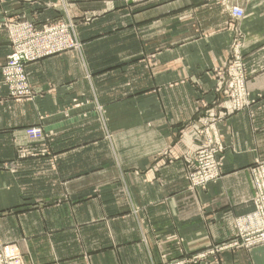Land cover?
<instances>
[{
  "label": "crops",
  "instance_id": "crops-1",
  "mask_svg": "<svg viewBox=\"0 0 264 264\" xmlns=\"http://www.w3.org/2000/svg\"><path fill=\"white\" fill-rule=\"evenodd\" d=\"M59 1L0 0V24L15 15L35 13L40 22L58 16L63 11ZM66 2L70 11L76 6L73 16L99 13V20L81 27L80 35L91 48V41H97L99 51H89L87 45L80 53L30 65L27 72L36 88L52 90L32 102L1 99L0 72V164L16 159L18 144H27L28 127L42 126L50 137L44 142L49 151L37 146L35 152L27 148L21 153L37 156L26 155L17 174L0 169L1 240L16 244L27 240L18 245L33 252L34 264H50L43 262L47 255L61 256L62 250L70 258L56 257L52 264L56 260L153 264L197 254L231 239L235 218L253 210L249 167L264 161V0H158L154 5L145 3L138 15L135 2ZM232 6L244 11L239 26L245 36L247 88L256 102L249 111L232 115L218 126L227 147L224 178L206 191L190 193L186 174L202 143L198 132L219 115L213 90L216 71L228 61L237 26ZM171 20L175 36L168 37ZM123 22L125 29L120 28ZM136 27L140 32L135 34ZM9 53L7 34L0 30V65ZM151 56L157 63H147ZM79 94L98 97L107 114L99 122L83 120L73 112L65 118L61 111L69 107L68 97ZM136 105L143 107L141 114ZM93 155L99 156L94 168ZM52 158L61 162V173L52 170ZM71 167H78L80 174H68ZM96 173L98 187L90 183ZM70 182L83 183L79 194H71L73 203L82 198L89 212L99 207V223H88L99 226V230L89 227L99 241L86 240L99 244V249L84 263L79 262L85 253L79 255L76 237L65 231L66 221H60L62 208L47 206L39 211L26 206L28 200L51 204L59 190L65 191L64 183ZM31 190L36 191L34 200L27 196ZM74 209L77 212L79 205ZM36 221L42 224L37 230ZM60 239H66L68 246H60ZM34 250L53 253L37 257ZM222 264H264V246L251 252H227Z\"/></svg>",
  "mask_w": 264,
  "mask_h": 264
},
{
  "label": "rangeland",
  "instance_id": "rangeland-1",
  "mask_svg": "<svg viewBox=\"0 0 264 264\" xmlns=\"http://www.w3.org/2000/svg\"><path fill=\"white\" fill-rule=\"evenodd\" d=\"M119 1L124 5L129 2L130 4L134 2L137 3L136 15L140 13L145 3L147 5H154L158 2V0ZM59 3L63 11L58 12V16H48L40 22L35 13H33V15H15L6 18V20L0 24V30L6 32L10 42V53L5 62L0 65V72L3 77V86L1 89L4 90L1 99L22 103L45 98L51 94L50 92L52 90L41 91L36 88L35 84L30 80L27 72L28 67L32 64L42 62L47 58L70 53L76 54L87 49L88 44L84 43L80 36L82 31L81 27L99 20V13H93L94 11H92V14L84 13V16H73L71 12L76 9V6L70 11L71 7L69 9L66 0H60ZM77 7L79 6L77 5ZM234 8L239 7L232 6L230 9L232 17L237 22L234 39L230 46L229 58L225 67L216 71V84L213 90L214 107L219 110V115L206 121L198 132L202 143L200 148L195 152L193 158L190 159L189 169L186 174L187 188L190 193L206 191L211 185L220 182L224 178L223 154L227 147L220 136L218 126L232 115L249 111L253 103L256 102L255 99L251 98L247 88L249 74L246 69L245 56L243 53L245 36L239 26L241 19L236 18L234 15ZM77 14H79L78 11ZM174 22V20L169 21V30H171V33L167 34L168 37L175 36V31L173 30ZM123 23V27L120 24L121 29L126 28V23ZM138 27L140 30H144L143 26ZM139 29L137 27L135 28V34L136 32H140ZM152 30L154 32L155 28ZM97 38L99 39V36ZM91 44L92 48L88 45L89 51H93L94 53L99 51V43H97V41L93 40ZM146 61L148 64L157 63L154 56L148 57ZM235 71H237L242 80L239 83L235 80ZM97 98L98 97L93 95L87 96L84 94L70 96L68 97L70 103L69 107L63 109L61 113L65 118H70L71 112H73V114H79L80 118L83 120L95 119L99 122V117H104L107 114V110L106 106L100 104ZM138 107L139 106L136 105L137 114H141L143 107ZM102 121L103 128H105L106 132L107 122L105 119ZM24 133L27 144H18L16 159L0 164V169L11 175L19 172L21 160L24 159L26 155H36L30 153L26 155L21 154L27 151V148L28 152H35L37 149H33V147L44 146L49 151V145L44 142L50 137L46 134L42 126H30ZM110 135V133H107V138H110ZM98 157V155H93V168L98 164ZM50 162L52 170H55L58 174L60 172V165H62L61 162H58V160L54 158H52ZM79 170L78 167H76L75 170L71 167L68 174L72 175L74 173L73 175L76 176L80 174ZM249 172L254 189V196L251 200L253 210L248 214L235 218L233 224L234 234L231 239L219 244H214L207 250L197 254L173 260L161 259L160 263L153 262V264H222L224 255L227 252H251L257 248L263 247L264 185L260 182L264 183V161H256L254 165L249 167ZM95 181H99V173H96L93 177V181L90 182L92 185L98 187L99 182ZM82 184V182H70L68 185L64 183L65 191L59 190L58 196L51 204L38 202L29 203L32 201L28 200L26 206L29 210L39 211L48 208L47 206H59V208H62L59 209L60 213L63 215H59L60 221H66L67 229L65 231H70L76 237L75 241L78 242L80 249L79 255H82L81 253L83 252L85 253L83 257L79 258V262L84 263V261L86 262V260L91 258L94 252L99 249V244L86 241L87 239L99 241V235L91 234V229L99 230V226L88 225L92 220L96 221V224L99 223V207L95 206L91 210L92 212H89L85 208L88 205L84 203L82 198H79L80 200L77 201L78 203H73L74 200L71 194L73 192H75V195L79 194L78 192L82 190ZM27 196L30 200H34L37 196L36 191L31 190L28 192ZM77 205H79L80 209L76 212L74 207ZM63 206L65 207L66 214ZM254 222L257 224L256 226L250 224ZM38 225H42L40 221H36L34 225L35 230L38 229ZM46 225L48 224L45 222L44 226ZM30 238L34 239L37 238V236ZM25 241L27 240H21L18 244L20 243L23 246ZM18 244L4 243L0 237V264H34L33 252L31 254L30 251H22L20 249L21 246ZM59 245L66 247L68 246V242L66 239H60ZM34 253L39 257L40 254H49L53 252L34 250ZM76 253L79 252L77 251ZM60 255L61 256H57V254H55L54 257H48L47 255L43 262H50V264H52V261L55 260L56 257L70 258L71 256L67 250H62ZM60 262L56 260L53 264H61L62 262Z\"/></svg>",
  "mask_w": 264,
  "mask_h": 264
},
{
  "label": "built area",
  "instance_id": "built-area-1",
  "mask_svg": "<svg viewBox=\"0 0 264 264\" xmlns=\"http://www.w3.org/2000/svg\"><path fill=\"white\" fill-rule=\"evenodd\" d=\"M234 15L236 16V18H238V19H242L243 16H244V11H243L241 8H234ZM234 73H235V75H236V79H235L236 82H237V83L241 82L242 80H241L240 76L238 75L237 71H235ZM258 183H259V182H258ZM260 183H262V184L264 185L263 182H260ZM255 217H257V216H255ZM257 218H258V217H257ZM251 219H253V218H251ZM248 223H249V222H248ZM250 224H253L254 226L257 225L255 222H254V223H250Z\"/></svg>",
  "mask_w": 264,
  "mask_h": 264
}]
</instances>
